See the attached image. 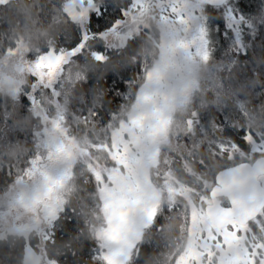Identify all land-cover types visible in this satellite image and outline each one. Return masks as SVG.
Returning <instances> with one entry per match:
<instances>
[{"label":"snow or ice","instance_id":"snow-or-ice-1","mask_svg":"<svg viewBox=\"0 0 264 264\" xmlns=\"http://www.w3.org/2000/svg\"><path fill=\"white\" fill-rule=\"evenodd\" d=\"M105 4L61 0L51 10L50 23L76 26L67 46L27 45L0 32V45L8 40L0 51L20 57L13 75L0 71V87L13 102L0 118L27 107L37 121L35 148L0 165L19 186L0 219H11L19 234H37L25 241L24 264H61L48 249L63 246L75 256L74 242L84 234L94 242L89 264H264V110L241 104V123L231 111L217 120L203 103H192L203 91L196 73L229 41L233 55L247 56L252 72L264 74V23L251 21L239 0H116L119 18L94 30L93 15H103ZM134 42H148L156 53ZM115 58L137 66L127 83L138 95L130 110L104 114V93L94 90L87 107L83 85L90 71ZM73 100L85 107L73 110ZM105 115L110 119L98 126ZM50 161L62 162L58 174L48 170ZM72 217L74 227L65 224ZM154 234L167 249L159 256L144 252Z\"/></svg>","mask_w":264,"mask_h":264},{"label":"trees","instance_id":"trees-1","mask_svg":"<svg viewBox=\"0 0 264 264\" xmlns=\"http://www.w3.org/2000/svg\"><path fill=\"white\" fill-rule=\"evenodd\" d=\"M120 3L126 0H119ZM243 4L245 11L251 17V21L264 23V0H239ZM61 0H10L7 6H0V32L8 33L12 39L19 38L22 32H28L38 26L43 19L48 22L51 20V10L59 7ZM120 9L116 6V0H106L103 9V15H93L92 27L94 30H103L110 27L114 18H119ZM6 21L11 22V26ZM250 21V22H251ZM219 27L218 25L216 26ZM67 34L73 37L77 35L76 26L65 24L59 29L56 35V43L60 46H67ZM224 36V33L218 32V39ZM227 39V37H225ZM71 41H68L70 43ZM39 45V44H37ZM8 40L4 39L0 47H7ZM133 48L139 47L137 42L132 45ZM231 47V41L227 47L220 46L215 56V62L208 67L207 74L204 78V87L199 94L197 103H203L204 110L211 111L217 120H224L225 114L231 111L236 121L244 123L241 104H244L249 112L259 114L264 110V74L252 72V64L247 56H235L228 49ZM250 55V53H249ZM230 61H236L235 66L229 72L225 66ZM137 66L125 64L121 58H115L112 64L105 68L90 71L87 83L83 85L84 101L87 107H91L94 90L99 94L104 93V107L100 111L104 114L114 112H124L130 110L138 94L137 89L130 88L127 81L136 73ZM32 80V77H29ZM217 85H223L222 88ZM219 93V99L217 94ZM78 93H74V96ZM12 100L0 97V113L3 107H7L8 112L13 111ZM29 102L25 97L21 98V104L27 105ZM6 104V105H5ZM78 100H73V110L79 107H85ZM30 119V123L26 120ZM110 115H105L99 121L100 127H103ZM37 121L27 113V107H17L14 116L6 119L0 118V150L12 147L16 143H22L25 146L35 148V141L32 135V129L36 126ZM243 130L237 129L233 133V138L239 140ZM248 146L242 144V148ZM203 151L204 148L202 147ZM24 156L20 160L26 158ZM16 162V161H15ZM12 162V163H15ZM12 182L11 177H7L5 171H0V191L6 190ZM94 192V186H87V193ZM75 204V197L73 198ZM163 223V219L160 221ZM65 224L74 227L75 218L72 217L65 221ZM83 227V225H81ZM76 235V233H73ZM57 237L67 239L64 236L62 228H57ZM37 237H34L36 240ZM25 236L21 235L18 239L8 238L0 241V264H24L25 260ZM75 243L77 254L73 256L63 246L49 248V254L55 253L61 264H89V252L95 251L93 240L84 234L79 237ZM165 241L162 237L153 236V243L146 245L144 252L146 255L159 256L160 253L166 252Z\"/></svg>","mask_w":264,"mask_h":264},{"label":"clouds","instance_id":"clouds-1","mask_svg":"<svg viewBox=\"0 0 264 264\" xmlns=\"http://www.w3.org/2000/svg\"><path fill=\"white\" fill-rule=\"evenodd\" d=\"M65 24L58 23L52 24L46 20H41L37 27L31 29L28 32H22L19 36L22 41L27 45L43 44L48 40H56L57 32ZM139 48L148 53L149 56L156 53V49L148 42L141 43ZM18 54L8 55L5 52L0 51V61L6 60V63H0V71L5 74L13 75L14 66L19 60ZM209 66H201L199 71L196 73V77L199 81L200 89L203 90L204 78L207 74ZM27 75L23 76L24 83H27ZM200 92L194 93L192 103H197ZM0 97L12 100L11 95L8 93L6 87H0ZM181 109L177 108L179 112ZM26 120L30 123V119L26 117ZM32 151V147L25 146L22 143H16L12 147L0 150V165L7 166L12 162L20 160L24 156L28 155ZM0 171L3 168L0 167ZM19 192V186H15L12 181L8 185V190L0 191V210H4L9 207L14 197ZM22 234H19L13 230V224L11 219H0V241H5L8 238L18 239Z\"/></svg>","mask_w":264,"mask_h":264},{"label":"rangeland","instance_id":"rangeland-1","mask_svg":"<svg viewBox=\"0 0 264 264\" xmlns=\"http://www.w3.org/2000/svg\"><path fill=\"white\" fill-rule=\"evenodd\" d=\"M214 21H215V17H214ZM137 95H138V94H137ZM134 104H135V102H134ZM134 104H133V105H134ZM47 167H48V170H49L52 174H58V173L62 170L63 164H62V162H51V161H50V162H48ZM0 212L5 213V214H9L10 209H9V208H6V209H4V210H0ZM12 224H13V222H12ZM24 236H25V235H24ZM34 237H37V234H36L35 232L30 233V234H28L27 236H25V239H26V240H33ZM34 241H35V240H34ZM34 251H38V250L34 248ZM25 254H26V252H25Z\"/></svg>","mask_w":264,"mask_h":264},{"label":"flooded vegetation","instance_id":"flooded-vegetation-1","mask_svg":"<svg viewBox=\"0 0 264 264\" xmlns=\"http://www.w3.org/2000/svg\"><path fill=\"white\" fill-rule=\"evenodd\" d=\"M248 148V147H247ZM247 148H244V150H247Z\"/></svg>","mask_w":264,"mask_h":264}]
</instances>
